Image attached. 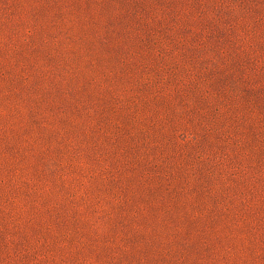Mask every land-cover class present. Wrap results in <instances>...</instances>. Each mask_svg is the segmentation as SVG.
<instances>
[{
  "label": "rangeland",
  "instance_id": "obj_1",
  "mask_svg": "<svg viewBox=\"0 0 264 264\" xmlns=\"http://www.w3.org/2000/svg\"><path fill=\"white\" fill-rule=\"evenodd\" d=\"M0 264H264V0H0Z\"/></svg>",
  "mask_w": 264,
  "mask_h": 264
}]
</instances>
